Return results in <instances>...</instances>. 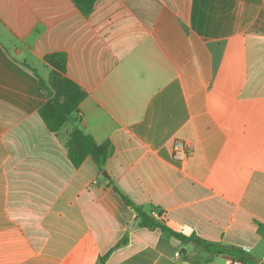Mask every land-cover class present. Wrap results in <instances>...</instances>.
I'll use <instances>...</instances> for the list:
<instances>
[{
    "label": "crops",
    "instance_id": "crops-1",
    "mask_svg": "<svg viewBox=\"0 0 264 264\" xmlns=\"http://www.w3.org/2000/svg\"><path fill=\"white\" fill-rule=\"evenodd\" d=\"M54 54L86 94L56 134L39 114ZM75 126L110 144L103 166L69 160ZM123 197L244 253L207 264H264V0H97L88 16L72 0H0V264L208 257L140 227Z\"/></svg>",
    "mask_w": 264,
    "mask_h": 264
},
{
    "label": "trees",
    "instance_id": "trees-1",
    "mask_svg": "<svg viewBox=\"0 0 264 264\" xmlns=\"http://www.w3.org/2000/svg\"><path fill=\"white\" fill-rule=\"evenodd\" d=\"M97 0H72L80 12L88 16L93 11ZM47 63L52 67V71L45 83L39 80V86L46 93L48 101L39 110L40 117L45 123L47 129L53 133H58L62 127L70 121L73 114H77L81 102L86 94L73 81L65 76L66 57L64 54H54L46 58ZM66 149L69 160L75 167H79L82 162L91 157L97 165L103 166L107 158L112 153V147L109 143L97 146L91 136L85 134L79 127H73L68 133ZM125 203L130 206L137 215L139 226L146 229H159L170 234L179 240L182 244L194 245V252L197 255L203 253L208 257H198L196 264L210 263L214 257L221 255H233L236 259L243 261V251L233 248L215 245L204 242L196 238H186L167 228L163 222L155 219L153 215L145 213L142 209L136 207L130 200L123 197ZM162 214H159V218ZM124 239L122 244L126 243Z\"/></svg>",
    "mask_w": 264,
    "mask_h": 264
},
{
    "label": "built area",
    "instance_id": "built-area-1",
    "mask_svg": "<svg viewBox=\"0 0 264 264\" xmlns=\"http://www.w3.org/2000/svg\"><path fill=\"white\" fill-rule=\"evenodd\" d=\"M189 151L184 141L175 139L172 146V158L182 162L188 158ZM178 255V254H177ZM229 264H244L240 261H228Z\"/></svg>",
    "mask_w": 264,
    "mask_h": 264
},
{
    "label": "water",
    "instance_id": "water-1",
    "mask_svg": "<svg viewBox=\"0 0 264 264\" xmlns=\"http://www.w3.org/2000/svg\"><path fill=\"white\" fill-rule=\"evenodd\" d=\"M222 258L225 259V260H228V259L231 260V259H233L232 257H229V256H222Z\"/></svg>",
    "mask_w": 264,
    "mask_h": 264
}]
</instances>
